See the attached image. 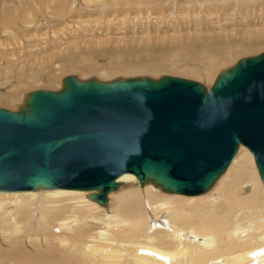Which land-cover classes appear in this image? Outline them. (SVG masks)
<instances>
[{"label":"bare ground","instance_id":"obj_1","mask_svg":"<svg viewBox=\"0 0 264 264\" xmlns=\"http://www.w3.org/2000/svg\"><path fill=\"white\" fill-rule=\"evenodd\" d=\"M197 4L0 0V101L14 109L24 98L21 90L52 82L70 68L81 80L96 74L104 81L177 70L207 78L209 88L220 66L264 45V0ZM207 22L211 26L203 36L206 30L199 28ZM138 25L133 35L150 38L161 30L152 26L183 25L176 33L189 36L174 39L178 47L149 51L143 46L148 41L138 40L133 57L123 61L118 32ZM105 33L116 38L99 40ZM72 53L70 65L66 56ZM90 57L104 67L77 68ZM57 85L56 91L63 88ZM118 182L106 206L90 199L95 191H0V264H264V184L246 147L240 146L225 173L201 195L169 193L152 182L141 185L133 174Z\"/></svg>","mask_w":264,"mask_h":264},{"label":"water","instance_id":"obj_2","mask_svg":"<svg viewBox=\"0 0 264 264\" xmlns=\"http://www.w3.org/2000/svg\"><path fill=\"white\" fill-rule=\"evenodd\" d=\"M240 146L264 184V52L222 71L210 88L164 75L101 81L68 76L0 107V191H95L102 206L133 174L141 185L197 196L225 173Z\"/></svg>","mask_w":264,"mask_h":264},{"label":"rangeland","instance_id":"obj_3","mask_svg":"<svg viewBox=\"0 0 264 264\" xmlns=\"http://www.w3.org/2000/svg\"><path fill=\"white\" fill-rule=\"evenodd\" d=\"M190 2L198 5L197 4V0H190ZM250 22H251V24H254L256 21H254L252 19V17H250ZM232 24H235V22L232 23ZM139 26L140 25L133 26V28L128 27V29H126L124 27V28H122L118 32V33H121L119 37H121V40H122L121 46L123 44V47L120 50H117V51L119 53H121V51L123 52V59H122L123 61L124 60H130L133 57V54H134L133 46H136L135 44H136V42L138 40L148 41V42L144 43L143 46L148 45V51H149V50H159V49L162 48V46L171 45L172 42L174 41V39L179 40V39L187 38L189 36L186 31H184L182 33H179V32L176 33V31H180L181 29L185 28V26H183V25H180V27H178V28H176L177 25L176 26L162 25L159 28L152 26L151 28H153V29H161V30L160 31H152L153 34H152V37H150V38L146 34L145 35H143V34L133 35V31L136 30L137 28H139ZM210 26L211 25L209 24V22L202 23L201 24V26H200L199 29H202L203 28L204 30H206L205 31V34H203V36H206L207 35V30L210 28ZM259 26L260 25L258 24V27H255V28H259ZM234 27H235V25H233L232 28H234ZM239 28L243 29V26H240ZM122 33L125 34L126 36L123 35ZM122 35L125 36V37H122ZM115 38H116V36L113 35V33H111V34L105 33V35L103 36V39H99V40H103V41H109V40H111L112 41ZM172 45H173V47H178L179 46V43L178 42H175ZM108 47L110 48V46H108ZM109 50H108V54H112L113 53V50H111V49H109ZM262 52H264V45H262V46L260 45L257 48H254L252 50L242 51L241 53H239L238 55H236L235 56V59H233L231 62H228V63L220 66L216 70V73H214L215 76H213L214 82H215L216 78L218 77V75L222 71L227 70L230 67H232L233 65H235L237 63V61H239L240 59L245 58V57H250V56H256V55H259ZM62 53H63V55L65 57L66 54H65L64 50L62 51ZM72 56H73V53L71 55L66 56V59H69L70 65H72L73 60H75V57H72ZM102 57L103 58L104 57L107 58V61L104 58L105 63L108 62V60H109L108 56H102ZM102 57H100V58H102ZM158 58H159V60H161L162 59V56L159 55ZM123 61H121L122 64H123ZM89 62H91V63H89ZM89 62H87V63H85L83 65H81V64L79 65L77 63V68H87V67H90V66H92V67H99V68L104 67V63H101V61L100 62L99 61H96V60H94L91 57L89 59ZM115 62L116 61H114L113 64H115ZM77 71L78 70L71 69V68L70 69H67V70H63V71H61V73L58 76H56L54 78V80L52 82L44 83V84H40V85H35V84L34 85H31L32 86L31 88H27L26 87L27 89L25 88V89L21 90V93H23V96L25 98V96H27L28 93H31L32 91H36V90L56 91L57 88H58V87H56L57 84H60L59 87L61 85L64 86L63 80H65L66 77H68V76H76V77L79 78V75H78ZM170 71L171 72L163 71V72L159 73L157 76L156 75H148V74L141 76L139 74L140 76L133 75V76H130V77L129 76L126 77V76L120 74V75H116L115 78L113 77L112 80L117 79V78H132V77H151V78H154V79H158V78H160V77H162L164 75H171V76H176V77H181V78H185V79H190V80L198 81V82L204 84L207 87V85L205 84L206 83L205 80L207 78H205V77L204 78L203 77H201V78L189 77V76H184V75H181V74H176V71L177 70H170ZM210 77H212V76H210ZM87 78L88 79H91V78H97L98 79V76L96 74H93V75H90V76L88 75ZM101 81H104V80H101ZM211 86H208V87L210 88ZM24 98L21 97V101L17 103V107L18 106H22V105L25 104L26 99L24 101ZM0 104H1L0 107H2V108H5V106H6V109H9L11 111L12 110H15V111L18 110L17 107L14 108V109H12L13 106H15V105L12 106V105L9 104L10 106L9 105L7 106V104H5L4 101H0Z\"/></svg>","mask_w":264,"mask_h":264}]
</instances>
